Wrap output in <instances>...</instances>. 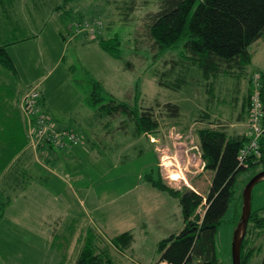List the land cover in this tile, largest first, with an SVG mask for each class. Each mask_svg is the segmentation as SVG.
<instances>
[{
    "label": "rangeland",
    "instance_id": "obj_1",
    "mask_svg": "<svg viewBox=\"0 0 264 264\" xmlns=\"http://www.w3.org/2000/svg\"><path fill=\"white\" fill-rule=\"evenodd\" d=\"M155 1L149 0L150 3L143 6L135 1L138 7L134 10L132 19L125 23L109 1L75 0V7L82 12L81 20H79L83 23L86 17L98 15L100 20L96 22L101 21L103 29L100 33L95 28L97 26L94 20L85 21L84 23H88V28H92L91 33L94 40L74 44L72 41L64 43L60 39V42L64 44V58L57 63L54 69L51 71L48 69L46 74H40L42 78L40 86L57 118L68 121L71 127L84 130L88 128L79 124L83 122L79 119V115L82 119L85 118V114L94 111L84 102V96L90 89V78L100 80L106 92L120 99L132 97L135 84H138L141 98H143L141 104L152 105L159 121L157 134L148 136V139L153 141L154 149L152 144L144 142L142 138L129 140V135H122L117 128L118 119H114L108 126L115 130L113 138L119 144V149L114 148L112 142L109 141L111 135L103 134V132L101 134L106 136V142L109 141L108 146L111 150L104 151L94 146V149L87 147L86 150L79 145L82 151L76 153L75 158L66 161L65 166L68 173L66 175L63 173L64 177L60 176V178H63V182L68 180L71 186L73 184L76 187L80 203L84 204L83 210L78 205L76 207L80 231H74L70 238L64 231H57V236L64 235L66 240L69 239L68 243L62 245V238L58 237L51 243L52 240H49V237L47 239L40 231H29L30 229L25 226L24 222H29L26 220L28 214L31 220L34 219L32 208L23 204L22 206L13 204L5 208L4 218L0 221V261L2 264H73L77 247L74 238L78 233L83 234L87 226H92L106 243L111 236L121 231L128 229L133 233L130 248L125 252L113 249L114 264L135 262L152 264L158 256L157 241L171 232L178 231L183 226V221L178 197L152 186L146 181L144 175L151 168L156 171L159 167L162 181L173 189L187 187L205 195L209 188L211 171L196 167L197 163L179 169L171 155L182 147L181 144L185 147L197 144L196 130L199 127L224 125L229 133L243 131L247 127L250 115L249 111L247 115L245 114V103L248 100L250 83L257 85V82H254L258 80V76L255 77L256 73L264 72V38H259L248 46L252 57L247 66L249 73L246 77L237 81L231 77H221L217 83L211 84L195 76L189 84L178 90L162 87L151 73L154 66L159 67L162 57L153 60L150 58L146 47L148 39L144 35L142 26L147 12L150 8L156 7ZM53 28L54 22L51 19L42 32L41 49L47 57L45 66L48 67H51L53 56L60 52V43L53 35ZM114 31L118 32L121 40L123 54L121 59L104 51L96 40ZM135 32L138 34L140 43L134 40ZM21 53L28 54L22 49ZM125 59L131 61V68L125 66ZM34 63L29 58L26 60L25 67H21L25 78L35 71L32 69L35 66ZM70 64L72 67L68 69L67 65ZM25 92L22 98L25 97ZM21 101L20 98V103ZM165 101L178 104L177 116H171L165 108L160 106V103ZM39 108L41 111V105ZM204 110L209 113V116L203 120L200 117ZM49 123L51 122H44L42 126ZM53 126L59 130L54 124ZM42 128V136L53 135L55 137V134L59 136L65 132L64 129L53 132ZM75 128L72 130L78 136L79 133ZM106 128L100 130L103 131ZM73 131L66 130L70 136L73 135ZM29 133L30 130L27 128L26 134L29 137V144L32 143L30 144L32 148L43 143L60 149L55 142L46 137H31ZM133 143H141L143 150L138 152L140 146H135ZM97 150L101 154L97 153ZM250 172L247 170L241 174L242 178L240 177L235 185L237 191L241 188L242 180ZM46 174H48V180L45 188L53 190L54 175L52 172H46ZM169 176L171 179L168 178ZM59 188L61 186H58ZM262 205H264V179L253 186L251 195L253 210ZM202 208L200 206L197 209L198 212L201 213ZM233 213V206L230 203L215 231L216 254L223 264H231V238L235 226ZM252 245L259 248L254 251L247 264H264V230L260 232Z\"/></svg>",
    "mask_w": 264,
    "mask_h": 264
},
{
    "label": "trees",
    "instance_id": "obj_2",
    "mask_svg": "<svg viewBox=\"0 0 264 264\" xmlns=\"http://www.w3.org/2000/svg\"><path fill=\"white\" fill-rule=\"evenodd\" d=\"M106 1L113 5L125 23L132 19L133 12L138 7L135 1L141 6L149 2V0ZM75 4V0H39L37 2L0 0L1 81L7 78L14 81L17 78L18 70L8 51V46L34 39L51 19L56 20L57 33L64 43L72 41L76 44L94 40L92 28H88V23H84L85 21L94 20L97 26L95 28L101 33L103 23L96 22L100 20V17L91 15L82 23L80 21L82 12L75 7ZM154 5L156 7L150 8L145 15L142 26L144 35L148 39V41L146 39L148 43L146 47L150 58L153 60L162 57L159 67L154 66L151 71L160 86L178 90L189 84L195 76L205 83L212 84L217 83L221 77H231L237 81L248 75L247 66L252 57L248 46L257 39L264 38V0H156ZM17 14H22L23 18L27 17L36 22L34 30H30L25 18ZM138 39V34L135 32L134 40L138 41ZM96 40L99 46L111 56L123 58L118 32L100 36ZM124 64L127 68L132 67L130 60L125 59ZM67 67L70 69L72 64ZM255 76H258V80L254 81L257 85L250 83L245 114H248L252 94L254 90H257L262 109L261 126L264 127V72L258 71ZM89 81L90 89L85 97V103L94 111L85 118H79L83 121L79 124L86 126L87 130L71 127L68 121L54 117L41 106V113L50 116L51 118L47 120L51 121L57 129L73 131L72 128H75L79 133L76 136L77 133L73 131L70 138L65 136L64 143L56 146L62 150L71 148L73 145H81L108 151L111 150L108 146L110 141L114 148L119 149V144L113 138L115 130L108 126L114 119H118L117 128L122 135H129V140L142 138L144 142L152 144L153 148V141H150L148 136L157 134L159 121L152 105L141 104L143 98H141L138 84H135L132 97L120 99L106 92L100 80L90 78ZM33 87H36L39 93L36 104L40 106L42 96L40 86L34 84L27 90ZM160 106L165 108L171 116H177L178 104L175 102H161ZM208 114L204 110L200 118L204 120L209 116ZM105 118L108 119L105 120ZM24 124L26 131L28 124L26 121ZM104 127L107 128L101 131L100 129ZM101 132L111 135L108 142ZM196 135L197 144L195 145L204 164L202 170L211 171L210 184L205 195L187 187L173 189L162 181L159 167L156 171L151 168L144 175L146 181L152 186L178 197L183 221V226L178 231L171 232L157 241L158 256L152 264L162 262L223 264L217 257L215 249L217 226L221 223L230 203L233 206L234 225H236L241 209L242 188L254 173L264 169V128L258 137V153H248L243 161L239 158V151L252 137L248 134V127L243 131L229 133L224 125H206L199 127ZM134 145L140 146L138 152L143 150L141 143ZM97 153L100 152L97 150ZM247 170L251 172L242 180L241 188L237 191L235 185L240 177L242 178L241 174ZM13 198L11 194L0 195V220L4 216V209ZM200 206L203 207L201 213L197 210ZM75 223L73 219L72 222L65 221L63 226L69 224L71 231ZM263 230L264 205L254 210L251 207L240 247L241 264H247L254 251L258 250L259 247H254L252 243ZM63 231L66 234L70 232L66 228ZM79 241L80 245L75 253L73 264H114L113 249L125 252L132 244L133 233L128 229L121 231L111 236L106 243L92 226H87L84 233L80 234ZM0 264H2L1 261Z\"/></svg>",
    "mask_w": 264,
    "mask_h": 264
},
{
    "label": "crops",
    "instance_id": "obj_3",
    "mask_svg": "<svg viewBox=\"0 0 264 264\" xmlns=\"http://www.w3.org/2000/svg\"><path fill=\"white\" fill-rule=\"evenodd\" d=\"M17 15L23 18L22 14ZM24 18L29 29L34 30L37 25L36 22L27 17ZM53 22V35L60 43V52L58 55L53 56L51 67L45 66L47 57L42 53L41 49L43 31L34 39L8 46V51L15 62L18 72L14 81L9 80V78L4 79V81L0 79V195L3 193L14 196L15 199L13 198L6 207L13 204L22 206L23 204L28 208H32L34 219L31 220L30 214H28L26 220L29 222H24L26 223L25 226L30 229L29 231H40L47 239L49 237V240H52L51 243L56 237L62 238L63 245V243H68L69 239L66 240L64 235L62 237L57 236V231H63L64 228L70 231L69 224L65 226L63 224L65 221L72 222L78 214L77 205L83 210L84 204L80 203V198L75 190L76 187L73 184L72 187L68 180L63 182V178L61 179L60 176L64 177L68 173L65 166L66 161L75 158L76 153H79L82 149L79 148V145H73L71 148L62 150L46 144H40L32 148L28 144L24 124L26 120L22 110V103H20V98L22 99L23 93L29 86L34 84L41 85L42 78L40 74H44L48 69L50 71L54 69L64 56V44L60 42V37L57 33L58 25L56 20L53 19ZM29 46L30 48L27 49ZM21 49L26 50L28 54L21 53ZM38 49L40 50L39 54ZM33 53H35L34 56ZM29 58L35 62V66L32 67L35 71L31 72L28 77L30 79L25 78L21 70V67H25L26 60ZM40 67L42 69H39ZM27 82L29 84H26ZM40 87L42 108L57 117L52 110V106L48 103L46 94ZM85 97L86 95L84 96V102ZM90 114L88 112L85 115L89 116ZM80 117L81 115H79ZM84 148L87 150L86 147ZM46 172H52L54 175L53 178L55 180L52 181L54 183L53 190L45 188L48 180ZM58 186H61V188L58 189ZM74 220L76 221L75 226L67 234L69 238L74 231H80L79 217ZM80 234L78 233L74 238L77 242L75 253L80 245ZM60 250L64 253L62 249Z\"/></svg>",
    "mask_w": 264,
    "mask_h": 264
},
{
    "label": "built area",
    "instance_id": "obj_4",
    "mask_svg": "<svg viewBox=\"0 0 264 264\" xmlns=\"http://www.w3.org/2000/svg\"><path fill=\"white\" fill-rule=\"evenodd\" d=\"M25 93V97L23 96L21 103L23 114L25 115V120L28 124V130H30L29 135L31 137L35 136L36 138L46 137L48 140L55 142L57 145H62L64 143L63 138L65 136H68L70 138L71 136L65 130V132L61 133L59 136L57 134H55V137L53 135L42 136L41 127H43L42 129L45 128L53 132L59 130H56L54 128L53 123L47 120L48 117L41 113L39 105L36 104L39 95L36 87L27 90ZM249 115L250 119L249 122H247V127L248 134L252 135V137L243 145V147H241L239 151V158L241 161H243L246 158L247 154L250 152H254L256 154L258 153V137L264 128L261 126L262 109L257 90H254L251 97ZM44 122L51 123L42 126ZM181 145L182 147L174 151V155H171L177 165L176 167L179 169L184 167L187 168L188 165L197 163L196 167L203 168L204 164L198 153L196 145H186V147L184 146V144ZM168 178L171 179L170 176ZM159 264L168 263L162 262Z\"/></svg>",
    "mask_w": 264,
    "mask_h": 264
},
{
    "label": "water",
    "instance_id": "obj_5",
    "mask_svg": "<svg viewBox=\"0 0 264 264\" xmlns=\"http://www.w3.org/2000/svg\"><path fill=\"white\" fill-rule=\"evenodd\" d=\"M264 179V169L258 170L254 173L244 184L241 191V209L239 219L234 226L231 238V264H241L240 261V247L243 236L246 231V224L251 210V195L253 186Z\"/></svg>",
    "mask_w": 264,
    "mask_h": 264
},
{
    "label": "bare ground",
    "instance_id": "obj_6",
    "mask_svg": "<svg viewBox=\"0 0 264 264\" xmlns=\"http://www.w3.org/2000/svg\"><path fill=\"white\" fill-rule=\"evenodd\" d=\"M176 176H178L176 173H175Z\"/></svg>",
    "mask_w": 264,
    "mask_h": 264
}]
</instances>
